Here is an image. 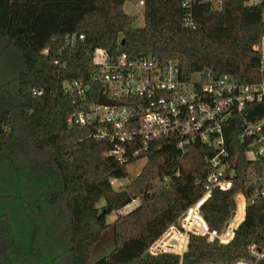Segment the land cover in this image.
I'll use <instances>...</instances> for the list:
<instances>
[{"label": "trees", "instance_id": "obj_1", "mask_svg": "<svg viewBox=\"0 0 264 264\" xmlns=\"http://www.w3.org/2000/svg\"><path fill=\"white\" fill-rule=\"evenodd\" d=\"M27 1L0 0V264H179L177 255H144L205 194L207 148L156 146L136 180L115 191L111 180L127 179V166L136 160L120 165L108 155L111 143L96 139L91 128L67 124L74 105L62 85L91 76L97 49L176 62L185 79L206 71L252 83L264 8L196 6V25L188 27L180 0H145V25L137 28L124 10L132 0H109L107 10L102 3L100 18L85 14L75 25L63 16V0H29L13 9ZM74 32L85 39L67 47L66 36ZM253 108V120L264 116L263 104ZM238 135L231 124L226 141L235 158L234 186L214 191L202 212L210 230L220 232L238 193L248 190L255 202L229 244L192 236L184 264H231L248 257L250 244L264 249L262 185L248 184L253 165ZM136 198L139 207L108 222Z\"/></svg>", "mask_w": 264, "mask_h": 264}, {"label": "built area", "instance_id": "obj_2", "mask_svg": "<svg viewBox=\"0 0 264 264\" xmlns=\"http://www.w3.org/2000/svg\"><path fill=\"white\" fill-rule=\"evenodd\" d=\"M180 1L187 12L185 24L188 27L196 25L192 17L196 6L215 12H221L229 2H238L247 8H264V0ZM135 4L143 9L145 0H137ZM84 39L83 34H68L66 46L72 47ZM253 49L258 58V79L252 83H244L232 75L216 79L206 71L185 79L176 62L97 49L91 76L65 81L62 85L64 94L74 105L67 124L91 128L96 139L111 143L108 155L120 165L145 159L151 149L166 143H174L183 152L195 145L207 148L206 163L211 172L204 182L205 194L150 246L147 252L151 257L173 254L179 257V264H184L192 236L227 245L245 221L249 204L255 202L248 190L236 195V209L220 232L210 230L202 212V206L214 191H229L234 186L236 171L232 164L235 158L229 153L226 141V131L231 124L239 132L245 159L253 165L248 184L262 185L257 190L264 199V116L252 119L256 112L253 107L264 105V32ZM48 52V49L43 51ZM55 64L67 66L61 60ZM43 94V90L33 91L35 97ZM101 97L110 103L101 104ZM121 181L112 179L111 185ZM165 182L169 179L165 178ZM135 201L118 213L133 210ZM247 254V258H239L231 264H264V249L257 244H250Z\"/></svg>", "mask_w": 264, "mask_h": 264}, {"label": "rangeland", "instance_id": "obj_3", "mask_svg": "<svg viewBox=\"0 0 264 264\" xmlns=\"http://www.w3.org/2000/svg\"><path fill=\"white\" fill-rule=\"evenodd\" d=\"M63 1L66 2L67 4L66 8L63 11V16L66 20H69L74 25L77 22L78 23L81 22L85 14H90L96 18H100L102 15V12H101L102 3L104 4V8L106 10L109 8V0H63ZM136 1L137 0L128 1L124 6V10L127 14L136 18V21L134 24L135 27L142 28L145 25V20H144V15H143L144 11L143 9L136 7V4H135ZM31 2L32 1L28 0L27 2H24L22 5H19L18 3L17 4L14 3L13 9L16 10V12H18L19 10L23 8L24 5L31 3ZM4 6L5 5H3L2 9H4ZM263 19H264V14H263ZM146 162H147L146 159H139L129 164L127 166L129 177L121 181L120 183H116L113 186V189L115 191H122L123 189H126V187H128L139 176L142 169L146 165ZM140 203H141L140 199L136 198L133 210L139 207ZM103 205H104V202L102 201L98 206L101 207ZM131 211H129L128 213H130ZM125 212L126 211H123L122 213H118V214L114 213L108 218V222L113 223L115 219H117L118 217L127 215L128 213L126 212L125 214Z\"/></svg>", "mask_w": 264, "mask_h": 264}, {"label": "water", "instance_id": "obj_4", "mask_svg": "<svg viewBox=\"0 0 264 264\" xmlns=\"http://www.w3.org/2000/svg\"><path fill=\"white\" fill-rule=\"evenodd\" d=\"M100 103H101V104H109L110 101H108V100H106L105 98L101 97V98H100ZM148 257H151L150 252H146L145 255H144V258H148Z\"/></svg>", "mask_w": 264, "mask_h": 264}]
</instances>
